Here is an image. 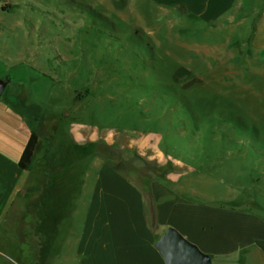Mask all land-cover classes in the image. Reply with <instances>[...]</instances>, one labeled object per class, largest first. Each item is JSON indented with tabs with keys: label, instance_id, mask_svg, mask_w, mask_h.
Wrapping results in <instances>:
<instances>
[{
	"label": "rangeland",
	"instance_id": "rangeland-1",
	"mask_svg": "<svg viewBox=\"0 0 264 264\" xmlns=\"http://www.w3.org/2000/svg\"><path fill=\"white\" fill-rule=\"evenodd\" d=\"M225 33L190 15L179 19L157 0H0V79L10 81L3 97L14 93L54 121L56 140L77 134L86 155L85 206L70 236L81 231L101 164L151 197L150 185L159 180L174 184L173 197L187 203L264 217V127L257 125L264 107L254 111L252 103L253 85L264 95V56L252 61L242 43L246 29L236 30L229 48L223 47ZM218 46L212 61L206 51ZM227 48L240 56L228 61ZM179 66L192 77L175 84L171 75ZM192 78L203 84L183 91ZM189 97L208 126L226 124L228 115L248 126L226 132L237 147L186 153L184 146H198L205 135L197 118L191 122L184 112ZM93 144L108 148L91 154ZM74 248L69 243L56 263L77 264Z\"/></svg>",
	"mask_w": 264,
	"mask_h": 264
},
{
	"label": "crops",
	"instance_id": "crops-1",
	"mask_svg": "<svg viewBox=\"0 0 264 264\" xmlns=\"http://www.w3.org/2000/svg\"><path fill=\"white\" fill-rule=\"evenodd\" d=\"M157 1L172 7L179 19L190 15L226 32L223 47L233 44L236 30L246 29L242 43L253 54L252 61L264 56V0ZM221 49L210 48L206 55L216 60L215 51ZM240 54V50L228 49L227 60ZM258 89L257 94L253 85L254 111L264 107L260 85ZM3 95L0 264H58L56 258L71 242L77 264H166L156 243L170 228L210 256L212 264H264V217L257 211L187 203L173 197L174 184L159 180L150 185L153 197L147 207L142 191L109 164L99 166L81 231L70 236L80 206H85L81 203L85 155L77 143L78 135L67 136L65 142L56 140L54 121L36 113L20 96ZM257 119V125L264 127L260 114ZM33 134L39 144L32 162L23 168L21 161ZM73 154L75 161L70 164L68 158ZM183 176L177 175L173 182ZM6 253L19 255V260Z\"/></svg>",
	"mask_w": 264,
	"mask_h": 264
},
{
	"label": "trees",
	"instance_id": "trees-1",
	"mask_svg": "<svg viewBox=\"0 0 264 264\" xmlns=\"http://www.w3.org/2000/svg\"><path fill=\"white\" fill-rule=\"evenodd\" d=\"M190 77H192V71L186 67V66H179L177 69H175L171 75L172 81L175 84H180L182 79H189ZM203 84V81L199 78H192L188 83L184 84L182 86V90L183 91H187L188 93L191 92V89L194 86H200ZM190 90V92H189ZM77 99H80V96H77ZM189 104H193V107H190ZM195 106V107H194ZM183 107L185 108V113L188 115L189 119L191 120V122H196V118L197 121H199L205 128V135L203 136V139L201 140V142L198 144V146L190 148L187 146H184V150L186 149V153L193 154V151L195 152L194 154H198L200 155V153L203 150H211V149H226L229 150L231 148L237 147L235 146L236 141L234 139H231L232 137L228 135V133H226L227 131H234L235 133L239 134L241 132H243V127H247L248 126H243V124L240 122V120L237 118L236 115H231V116H226V124L224 125H220L217 126L216 121L212 122L214 124L213 127L206 125V122H204L203 117L200 114V111L198 110V107L196 105V102L190 99V97L188 98V100H184V104ZM196 109V110H195ZM195 113L197 114V116H195ZM220 117H223L222 114H220ZM221 122V120H220ZM237 124V125H236ZM219 128L218 131H216L215 129ZM224 128V129H222ZM226 129V130H225ZM250 130V128H249ZM260 142L262 143V140H260ZM38 136L37 134H33L27 147L25 150V153L23 155L22 161H21V165L23 168H27L28 165L32 162V159L34 157V153L38 147ZM182 146L184 145L183 143H181ZM264 144V143H263ZM108 148L106 145L103 144H98V145H91L90 146V150H91V154L92 152H95L97 149L101 150V148ZM111 149V148H109ZM91 154H87V157H89V155ZM193 154V155H194ZM85 155V154H84ZM86 158V155H85ZM175 158L177 160H181V157L179 155H176ZM185 164H193L194 166L196 165L195 161L192 162L190 161L188 158L187 159H183L182 160ZM167 166H170L169 164ZM171 167V166H170ZM162 168H166L162 167ZM159 168V169H162ZM116 169V168H115ZM167 174V173H166ZM166 177V175H165ZM144 194V198L146 200V206L149 207V204L152 201V197L150 196V191H143ZM233 204V203H232Z\"/></svg>",
	"mask_w": 264,
	"mask_h": 264
},
{
	"label": "water",
	"instance_id": "water-1",
	"mask_svg": "<svg viewBox=\"0 0 264 264\" xmlns=\"http://www.w3.org/2000/svg\"><path fill=\"white\" fill-rule=\"evenodd\" d=\"M7 86L8 82L0 79V98ZM156 248L166 264H212L210 256L204 254L198 246L173 228L162 235L156 243Z\"/></svg>",
	"mask_w": 264,
	"mask_h": 264
}]
</instances>
